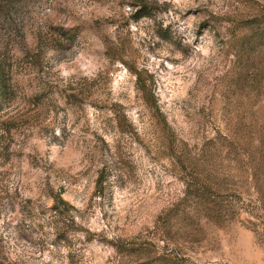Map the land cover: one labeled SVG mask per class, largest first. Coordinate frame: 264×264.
Instances as JSON below:
<instances>
[{
    "label": "rangeland",
    "instance_id": "rangeland-1",
    "mask_svg": "<svg viewBox=\"0 0 264 264\" xmlns=\"http://www.w3.org/2000/svg\"><path fill=\"white\" fill-rule=\"evenodd\" d=\"M263 235L264 0L0 18V264H264Z\"/></svg>",
    "mask_w": 264,
    "mask_h": 264
},
{
    "label": "trees",
    "instance_id": "trees-1",
    "mask_svg": "<svg viewBox=\"0 0 264 264\" xmlns=\"http://www.w3.org/2000/svg\"><path fill=\"white\" fill-rule=\"evenodd\" d=\"M22 0H0V18H9L10 14H12V12L14 11L15 6ZM136 76H138V83H140V78H139V74L137 72H135ZM100 180H97L96 182V186L100 187ZM58 202L62 203L63 205H66V203L62 200L59 199L58 201L55 202V205L53 207V210L58 212ZM263 239H264V235H263Z\"/></svg>",
    "mask_w": 264,
    "mask_h": 264
}]
</instances>
